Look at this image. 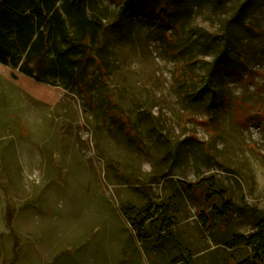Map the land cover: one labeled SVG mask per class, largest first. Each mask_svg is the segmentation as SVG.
<instances>
[{
	"label": "rangeland",
	"instance_id": "obj_1",
	"mask_svg": "<svg viewBox=\"0 0 264 264\" xmlns=\"http://www.w3.org/2000/svg\"><path fill=\"white\" fill-rule=\"evenodd\" d=\"M243 1L190 0L173 24L129 20L126 0H90L107 35L86 87L0 63V264H187L188 252L190 264H255L224 241L264 214V0L234 19ZM225 29L243 34L249 64L217 81L209 105L212 91L192 92ZM206 177L236 204L227 221L204 201ZM168 200L172 239L141 240L127 215Z\"/></svg>",
	"mask_w": 264,
	"mask_h": 264
},
{
	"label": "trees",
	"instance_id": "obj_2",
	"mask_svg": "<svg viewBox=\"0 0 264 264\" xmlns=\"http://www.w3.org/2000/svg\"><path fill=\"white\" fill-rule=\"evenodd\" d=\"M189 1L126 0L122 8L129 20H143L142 15L150 19L162 14L168 22L176 24L179 16L185 15L184 12L190 9ZM215 1L222 4L229 0ZM89 2L90 0H0V63L10 67L14 77L21 74L37 82L58 83L68 89L77 85L86 87L83 76L88 60L97 57L102 61L97 52L107 35L106 24L91 10ZM251 4L252 0H244L234 19L242 20ZM244 27L247 25L244 24ZM243 37V34L230 29L223 31L220 39L224 46L210 62V75L217 69V77L212 79L209 75L200 88H194V99L202 98L204 91L208 95L207 90H210L213 95L209 105L215 104V100L221 97L217 94L221 91L220 84L223 80L229 77L233 69H241L240 64H249V54L240 43ZM230 62L234 64L230 66ZM199 185L204 190V201L211 204V212L227 221L236 211V204L227 189L214 177L202 178ZM169 202L156 203L153 210L155 214L147 208L148 213L143 217L142 210L135 212V209V213L131 210L133 215H127L141 240H147L146 232H156L158 242L172 239L177 221ZM200 216L202 220H207L203 211ZM224 241L229 248H248V256L252 257L255 264L264 262V214L257 217L251 231L231 233ZM182 257L187 264L192 263L190 252Z\"/></svg>",
	"mask_w": 264,
	"mask_h": 264
}]
</instances>
